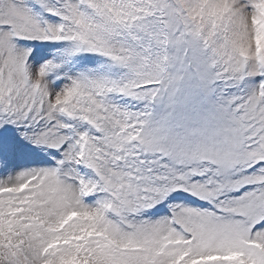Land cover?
<instances>
[{
	"label": "rangeland",
	"instance_id": "1",
	"mask_svg": "<svg viewBox=\"0 0 264 264\" xmlns=\"http://www.w3.org/2000/svg\"><path fill=\"white\" fill-rule=\"evenodd\" d=\"M2 137L0 264H264V0H0Z\"/></svg>",
	"mask_w": 264,
	"mask_h": 264
},
{
	"label": "bare ground",
	"instance_id": "2",
	"mask_svg": "<svg viewBox=\"0 0 264 264\" xmlns=\"http://www.w3.org/2000/svg\"><path fill=\"white\" fill-rule=\"evenodd\" d=\"M147 188V187H146Z\"/></svg>",
	"mask_w": 264,
	"mask_h": 264
}]
</instances>
